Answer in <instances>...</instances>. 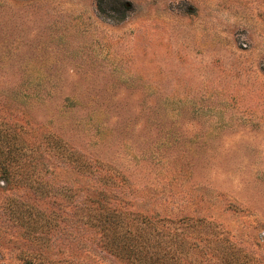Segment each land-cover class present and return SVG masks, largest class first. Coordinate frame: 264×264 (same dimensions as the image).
Returning <instances> with one entry per match:
<instances>
[{"label":"rangeland","instance_id":"1","mask_svg":"<svg viewBox=\"0 0 264 264\" xmlns=\"http://www.w3.org/2000/svg\"><path fill=\"white\" fill-rule=\"evenodd\" d=\"M0 111L116 176L109 208L163 220L172 264H264V0H0ZM38 141L43 181L80 182ZM31 173L0 172V264L41 252L32 207L58 214ZM86 237L81 264H137Z\"/></svg>","mask_w":264,"mask_h":264},{"label":"trees","instance_id":"2","mask_svg":"<svg viewBox=\"0 0 264 264\" xmlns=\"http://www.w3.org/2000/svg\"><path fill=\"white\" fill-rule=\"evenodd\" d=\"M116 3L120 4L119 1ZM126 7L129 5L126 4ZM24 117L22 112L20 119L16 118L17 122L10 123L13 127L0 130V172L6 181L13 175L33 178L28 175L30 170L31 175L43 174L44 176L36 177L39 181L36 180L35 183L39 186L38 189H46L48 194L51 193L50 202L56 206L52 211L58 213L53 215L47 213V208L32 207L33 214L20 218L24 224L28 223L27 234L32 240L38 241L35 246L41 250L34 251L31 260L24 264H81L78 254H84L85 248L77 247L76 243L77 240H86L87 232L92 229L101 235L103 239L100 243L107 250L129 263H173L174 259L162 250L163 238L158 226L163 220L137 212L131 214L134 216L131 219L128 213L110 209L111 193L101 189L100 184L112 190L110 185L117 177L106 176L108 172L101 173V169L94 164L95 161L80 150L72 148L57 133L42 134L36 127H31L29 121L24 122ZM40 138L47 142V151L54 152L66 164L67 170L76 169L82 175L80 182L69 179L66 184L53 188L54 181H43L44 178H56L58 169L48 167L45 160L41 162L42 158L35 155L42 151L38 141ZM95 178L98 179L97 183L92 182ZM59 187L65 192L62 200L58 198L61 196ZM43 194L38 196V200L47 199L42 197ZM59 218H62L61 223ZM61 240L68 242V249L62 248ZM57 249H61L58 253L63 254L65 259H52ZM44 250L48 251L47 256L43 254Z\"/></svg>","mask_w":264,"mask_h":264}]
</instances>
